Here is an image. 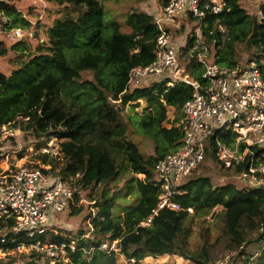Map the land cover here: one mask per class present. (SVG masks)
Here are the masks:
<instances>
[{"label": "trees", "instance_id": "trees-1", "mask_svg": "<svg viewBox=\"0 0 264 264\" xmlns=\"http://www.w3.org/2000/svg\"><path fill=\"white\" fill-rule=\"evenodd\" d=\"M12 1L2 3V8L13 25L32 28V23L11 5ZM42 1L63 8L64 16L45 30L46 39L39 41L34 53H23L24 47L19 49L21 61L11 75L0 73V124H11L38 141H61L62 151L70 161L63 180L79 172L80 189L88 192L87 198L95 203L98 214L89 234L81 231L65 236L50 232L33 239L19 235L15 243L9 236L0 243V249L35 244L39 239L57 248L55 264H119L120 255L133 264L169 257L191 264H217L228 253H237L240 264H264V191L238 179L245 165L225 170L213 155L212 161L216 160L220 167L219 177L226 181L216 183L210 177L197 175V170L180 187L184 194L173 199L180 210H160L150 226H142L159 204L155 166L177 150L184 139L181 126L168 127L169 110L178 115L194 94L193 87L184 82L168 86L170 78L150 79L138 88L130 86L131 71L147 67L156 59L161 35L156 17L132 11L125 22L129 32H123L121 24L107 15L106 4L114 0ZM227 1L230 11L216 17L226 32L210 26L202 34L211 59L230 69L255 63L264 77V0L259 2V15L249 13L241 0ZM180 22L183 25L179 30L191 28L187 45L179 49L188 53L197 40L196 27L191 26L196 19ZM166 31L171 33L168 28ZM38 35L34 29L30 38L38 39ZM8 42L13 50L22 45ZM3 46L4 40L0 42ZM241 55H245V61ZM139 101L148 103L143 114L127 115L126 108L138 107L140 103H134ZM132 134L149 138L154 154L144 155L131 140ZM235 136L230 133L223 141L229 145ZM125 174L132 175L124 187L125 197L135 196L137 202L122 216L116 211L121 191L112 192L111 186ZM139 175L145 178L138 179ZM218 208L221 210L216 212ZM208 217L213 219L209 226ZM196 220H201L203 226L201 244L193 247ZM13 225V220L0 219V230ZM212 226L220 232L214 241ZM113 242H118V252L101 249ZM44 258L45 254L34 253L23 264H51L50 257ZM234 262L233 258L228 264ZM0 264L17 263L7 257Z\"/></svg>", "mask_w": 264, "mask_h": 264}, {"label": "built area", "instance_id": "built-area-1", "mask_svg": "<svg viewBox=\"0 0 264 264\" xmlns=\"http://www.w3.org/2000/svg\"><path fill=\"white\" fill-rule=\"evenodd\" d=\"M159 3L156 23L161 31L157 39L156 59L147 67H137L130 73V86L138 88L152 78H170L168 86L184 82L193 87L194 94L182 108L175 124L184 131L181 146L159 160L155 166V185L160 190L158 208L142 226L152 224L160 210L179 211L173 202L183 195L181 186L188 181L208 157L214 156L225 170L245 165L238 179L253 185V181L264 187V77L255 63L235 69L214 63L208 46L203 40V31L210 26L222 33L226 29L219 25L216 17L230 11L227 0H155ZM261 2L262 0H256ZM0 0V42L8 40L23 42L31 33L15 27L2 8ZM194 18L196 37L194 47L187 53L188 64L180 66V52L175 39L166 31L177 21ZM213 30L210 34H213ZM210 61V62H209ZM187 80L182 78V75ZM12 125L0 124V150L6 151V142ZM236 134L231 144L223 139ZM47 151V150H46ZM48 154V153H47ZM50 154V153H49ZM226 180V179H225ZM76 191L61 177L34 166L0 167V219L14 221V225L0 230V243L10 236L28 239L48 236L49 224L55 215L66 213L75 200ZM192 212V210H189ZM117 243L102 245V250L118 252ZM47 249L51 264L57 261V248L51 243H20L16 248L3 251L27 252L28 249ZM75 249L74 246H71ZM63 254L65 252L63 251ZM230 257L217 264H228Z\"/></svg>", "mask_w": 264, "mask_h": 264}, {"label": "rangeland", "instance_id": "rangeland-1", "mask_svg": "<svg viewBox=\"0 0 264 264\" xmlns=\"http://www.w3.org/2000/svg\"><path fill=\"white\" fill-rule=\"evenodd\" d=\"M101 1V0H100ZM242 6L247 9V11L253 15H259L260 3L252 0H241ZM11 5L15 7V9L21 13V15L32 23V28H23L29 33L33 34L34 29L39 32L38 39H32L30 37L26 38L20 46V48L12 49V44H9L8 40H4V46L0 47V73L5 75H11L14 69L19 66L21 61L22 52L19 51L22 47L26 49V54L34 53L36 51L37 45L39 41L46 39L45 30L52 26L55 20L60 19L64 16L63 8L58 5L51 4L48 2H44L42 0H14L11 2ZM159 3L155 0L141 1V0H118L114 2H108L106 4L107 15L111 20L118 21L121 26L123 32H129V28L125 24L127 14L132 11L146 12L154 15L155 17L159 12ZM12 21V19H11ZM13 23V22H12ZM183 25L182 22L177 21L172 27L168 28L173 36L175 42L178 46L184 47L187 45L188 38L190 35L191 28L185 27V30L181 31L180 26ZM186 26V25H185ZM191 26H198L197 22L192 23ZM7 50L5 54H1V51ZM180 66L182 68L186 67L188 64L187 53H183L180 51ZM241 59L243 61L246 60L245 55H241ZM210 62V61H209ZM91 75L86 76V78H90ZM156 79V78H152ZM139 104L138 107L133 108V106H128L126 108V114L133 116L135 113L143 114L144 110L148 107V103L144 101H139L134 104ZM175 110H169V121L170 124L168 127L176 123V118L178 115ZM10 135H8V142H6V151L5 155L0 158V167H6L7 164L10 167L15 165L18 166H34L41 168L45 171H49L54 175L62 177L64 170L67 165L70 164L69 159L66 157L64 152L62 151L61 141L51 138L42 139L38 141L32 135L26 134L18 128H14V126L10 127ZM131 140L135 141L141 150V152L146 156H151L154 154V144L153 142L141 135L132 134L130 136ZM47 150V151H46ZM48 153V154H47ZM50 153V154H49ZM22 155V156H20ZM216 160L212 161V156L208 157L207 160L199 167L197 175L210 177L216 183H224L226 180L224 178H220V167ZM78 170V169H77ZM74 175V176H73ZM72 175L70 173L66 176V180L76 193L79 195V201L74 200L72 202V206L70 205L69 209L66 213L61 215H55V219L50 222L49 230L55 234H62L65 236H75L81 231H87L88 234L91 232V222L97 216L98 210L95 207V203H91L87 198L88 192L80 189L79 180L81 178L79 172H75ZM131 174H125V176L112 184L111 189L112 192L121 191L117 199V213L124 216L127 209L131 208L137 202L135 196L125 197L124 187L126 185V181L131 178ZM138 179L143 180L145 177L143 175L137 176ZM221 208L216 209L220 211ZM207 225L213 224V219L211 217L207 218ZM201 226L203 223L201 220H196L193 228V236L191 238L192 246L195 247L198 244H201ZM211 239L214 241L218 235L219 231L212 226ZM252 248V247H251ZM28 249L27 252L22 251H12L8 253H2L0 251V261L5 260L7 257L13 258L17 264H23L27 257L34 253H42L45 254V260L50 257L49 253H47V249L44 247L43 249ZM63 257L66 255L62 254ZM225 257H230L232 260L234 258V264H240V259L237 258V253H228ZM67 261V260H66ZM119 264H133V262H128L123 256H119ZM141 264H191L190 262H184L177 257H169L168 259L158 260V259H147L143 261Z\"/></svg>", "mask_w": 264, "mask_h": 264}, {"label": "water", "instance_id": "water-1", "mask_svg": "<svg viewBox=\"0 0 264 264\" xmlns=\"http://www.w3.org/2000/svg\"><path fill=\"white\" fill-rule=\"evenodd\" d=\"M3 155V150H0V158L2 157ZM253 185H255V187L259 190H262L264 191V187H262L261 185L258 184V181H253Z\"/></svg>", "mask_w": 264, "mask_h": 264}, {"label": "bare ground", "instance_id": "bare-ground-1", "mask_svg": "<svg viewBox=\"0 0 264 264\" xmlns=\"http://www.w3.org/2000/svg\"><path fill=\"white\" fill-rule=\"evenodd\" d=\"M182 78L185 79V80H187V77L184 74L182 75Z\"/></svg>", "mask_w": 264, "mask_h": 264}, {"label": "crops", "instance_id": "crops-1", "mask_svg": "<svg viewBox=\"0 0 264 264\" xmlns=\"http://www.w3.org/2000/svg\"><path fill=\"white\" fill-rule=\"evenodd\" d=\"M185 46V45H184ZM179 47V49H180V46H178ZM182 48V47H181Z\"/></svg>", "mask_w": 264, "mask_h": 264}]
</instances>
